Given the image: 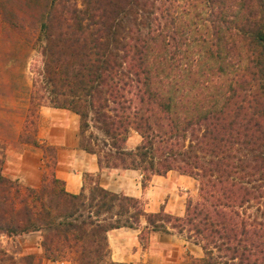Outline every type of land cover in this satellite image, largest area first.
I'll list each match as a JSON object with an SVG mask.
<instances>
[{"label":"trees","instance_id":"1","mask_svg":"<svg viewBox=\"0 0 264 264\" xmlns=\"http://www.w3.org/2000/svg\"><path fill=\"white\" fill-rule=\"evenodd\" d=\"M27 27L44 69L23 142L41 146L25 131L37 132L42 106L70 110L101 169L139 170L143 186L177 171L199 195L179 216L91 173L70 193L53 156L39 188L0 168V234L40 231L54 262L116 264L108 234L126 227L144 246L153 233L183 237L202 251L191 264H264V0H0V38ZM92 123L100 134L88 138ZM132 131L142 141L128 149Z\"/></svg>","mask_w":264,"mask_h":264},{"label":"rangeland","instance_id":"2","mask_svg":"<svg viewBox=\"0 0 264 264\" xmlns=\"http://www.w3.org/2000/svg\"><path fill=\"white\" fill-rule=\"evenodd\" d=\"M3 37L0 38V47L3 52L0 54V168L3 175L22 186L23 190L27 187L39 188L51 177L52 169L49 165L54 163L53 156H56L53 170L57 176L58 148L45 140L41 133L44 127L41 113L37 132L35 133L32 127L25 131L31 135L35 134L41 146L25 143L20 136L24 132V120L29 109L30 94L36 82H38L37 86H40L43 77L42 43L38 40V31L29 27L10 41H3ZM91 132L95 135L100 134L93 123L87 131L88 138ZM134 132L136 131H132L130 136H133ZM78 135L80 143L79 132ZM140 140L142 141L141 136ZM93 178L95 179L96 176ZM151 179L143 186V177L140 172L137 173L136 180L132 175L126 177L114 175L107 179V184L117 190L122 188L123 191L118 193L123 194H134L136 190L142 188L143 193L140 196H130L140 198L148 212H157L165 208L163 205L167 196L172 197V205L175 209L184 205L185 210L190 200L198 198L199 182L192 177L178 185L173 175L167 180L158 179L159 181L154 183L155 188L147 192ZM93 180L91 177L85 180L83 176V185L86 183L90 186ZM12 199L18 202L15 197ZM159 204L160 209L157 208ZM142 224H145L144 219ZM139 233L138 230L125 229L108 235L112 245V258L116 260V264H130L133 261L140 264H191L192 258L195 257L191 249L186 251L183 248L184 244L187 245L183 242V238L177 237L178 235L153 233L144 246L140 242ZM42 239L43 235L40 231L12 236L0 234V264H25L23 259L27 256H33L36 264H77L74 260L54 262L46 258L41 246ZM190 247L195 250L193 245L190 244ZM147 249L149 251H146ZM159 252L165 257L163 258Z\"/></svg>","mask_w":264,"mask_h":264},{"label":"crops","instance_id":"3","mask_svg":"<svg viewBox=\"0 0 264 264\" xmlns=\"http://www.w3.org/2000/svg\"><path fill=\"white\" fill-rule=\"evenodd\" d=\"M41 119L44 122V127L41 129V133L45 140L49 141L53 145H56L58 148V164H57V176L65 181L66 190L70 193H79L83 187V176L85 173H91L94 176H99V181L102 186L106 187L109 190L121 192L123 189L117 190L107 184V179L111 176H118V177H126L132 175L136 180L137 173H140L139 170L133 169H101L98 164V160L96 155L88 153L79 147V116L66 109H59L50 106H44L41 109ZM140 135L137 132H134L133 136L131 135L127 140V148L133 149L140 143ZM176 171H170L166 175H154L151 179V184L147 187V192L151 191L155 188L154 183H157L158 179H165L167 180L170 176L176 177V185L187 181L189 176L180 174ZM138 187V186H137ZM143 193V189L140 188L136 190L134 194L126 193L128 195H135L140 196ZM166 201L163 205L166 211L171 212L172 214L182 216L185 213L184 205L180 208L175 207L172 205V197L167 196L165 197ZM182 199V197H181ZM151 203H149L150 205ZM158 209L161 208L159 204ZM158 209H154L155 211ZM125 229L129 230H138V229H131V228H119L115 230H111V232L115 231H124ZM140 232V230H138ZM152 235V234H151ZM177 236V235H172ZM180 237V236H177ZM183 238V237H181ZM187 246L184 247L187 251L191 249V251L195 254V257H201L202 251L201 249L192 244L191 242L185 241L182 239ZM110 243V242H109ZM190 244L193 245L194 249L190 247ZM112 248V245L110 244ZM147 248V247H146ZM146 251H149L148 249ZM112 252V250H111ZM160 253V252H159ZM161 254V253H160ZM163 258L165 257L164 254ZM114 257V255H113ZM113 259V258H112ZM115 259V258H114ZM114 261V260H113ZM116 261V260H115ZM114 261V262H115ZM116 263V262H115ZM130 264H140L136 261H133ZM144 264V263H141Z\"/></svg>","mask_w":264,"mask_h":264}]
</instances>
